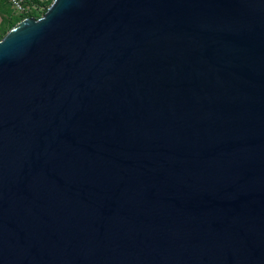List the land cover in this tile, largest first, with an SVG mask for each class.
Wrapping results in <instances>:
<instances>
[{"label":"water","instance_id":"water-1","mask_svg":"<svg viewBox=\"0 0 264 264\" xmlns=\"http://www.w3.org/2000/svg\"><path fill=\"white\" fill-rule=\"evenodd\" d=\"M0 264H264V0H53L17 23Z\"/></svg>","mask_w":264,"mask_h":264},{"label":"rangeland","instance_id":"rangeland-1","mask_svg":"<svg viewBox=\"0 0 264 264\" xmlns=\"http://www.w3.org/2000/svg\"><path fill=\"white\" fill-rule=\"evenodd\" d=\"M38 4H32V13H29L28 18L39 19L44 15L46 9L49 8L53 0H37ZM50 3V4H49ZM19 17L15 14L11 8L8 0H0V40L12 30L16 25L14 23ZM20 18H23L21 16ZM24 19V18H23Z\"/></svg>","mask_w":264,"mask_h":264},{"label":"built area","instance_id":"built-area-1","mask_svg":"<svg viewBox=\"0 0 264 264\" xmlns=\"http://www.w3.org/2000/svg\"><path fill=\"white\" fill-rule=\"evenodd\" d=\"M8 2L10 3L13 12L17 15L28 11V7L25 6L23 0H8Z\"/></svg>","mask_w":264,"mask_h":264},{"label":"trees","instance_id":"trees-1","mask_svg":"<svg viewBox=\"0 0 264 264\" xmlns=\"http://www.w3.org/2000/svg\"><path fill=\"white\" fill-rule=\"evenodd\" d=\"M23 2L25 4V6L28 7V11L26 13L17 15L19 18L16 20V22L14 23V25L17 24V23H19V22H21L22 20L26 19L27 17H29V13H32V11H31L32 10V7H33L32 4H38V1L37 0H23ZM21 16H23L24 19L23 18H20Z\"/></svg>","mask_w":264,"mask_h":264}]
</instances>
